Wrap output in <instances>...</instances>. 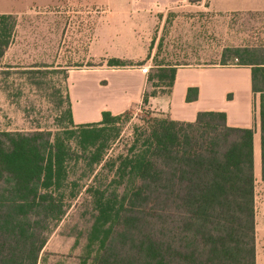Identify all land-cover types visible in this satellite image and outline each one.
<instances>
[{
  "label": "trees",
  "instance_id": "obj_1",
  "mask_svg": "<svg viewBox=\"0 0 264 264\" xmlns=\"http://www.w3.org/2000/svg\"><path fill=\"white\" fill-rule=\"evenodd\" d=\"M14 27L15 16L1 13L0 59ZM227 57L249 68L258 93L264 180V55L226 48L220 64ZM155 69L143 104L170 93L176 67ZM65 117L67 126L55 134L0 131V264H37L66 200L76 196L75 183L65 192L79 157L91 173L95 165L113 169L106 183L96 172L84 188L91 221L80 264H254L251 128L228 126L222 111H198L193 121L148 117L135 128L129 153L109 162L105 152L118 135L111 125L119 114L103 110L98 121L73 124L67 104Z\"/></svg>",
  "mask_w": 264,
  "mask_h": 264
},
{
  "label": "rangeland",
  "instance_id": "obj_2",
  "mask_svg": "<svg viewBox=\"0 0 264 264\" xmlns=\"http://www.w3.org/2000/svg\"><path fill=\"white\" fill-rule=\"evenodd\" d=\"M17 2L20 11L13 14L11 41L0 59V131L55 134L67 126V104L73 124L98 121L92 120L97 110H108L119 114L111 125L118 135L109 140L105 152L109 162L129 153L135 128L144 119L165 117V94L141 102V95L152 90L149 77L157 64L176 69L238 68L242 66L231 57L220 64L223 49L250 47L264 55L263 12L217 13L207 7V0H181L164 7L165 0ZM113 58L119 64H109ZM142 66L146 73L138 71ZM124 106L120 112L110 110ZM77 159L70 164L65 192L75 183L76 196L66 200L65 214L45 244L43 257L50 264H71L83 255L91 221L84 188L96 172L102 183L113 173L107 165H95L91 173L82 157ZM254 182L259 214L264 186L257 178ZM69 247L67 254H73L64 258L62 251Z\"/></svg>",
  "mask_w": 264,
  "mask_h": 264
},
{
  "label": "crops",
  "instance_id": "obj_3",
  "mask_svg": "<svg viewBox=\"0 0 264 264\" xmlns=\"http://www.w3.org/2000/svg\"><path fill=\"white\" fill-rule=\"evenodd\" d=\"M181 0H165L164 7L171 2ZM201 0L199 3H202ZM17 0H0V14H14L20 10ZM207 7L217 13L263 12L264 0H207ZM195 88V92L193 90ZM190 89V100H186L187 90ZM194 95V96H193ZM164 116L173 120L193 121L198 111H222L228 126L252 129V164L253 177L264 186L260 178V132L258 118V93H253L250 87V70L242 67H221L207 69H176L169 95H166ZM155 97V96H154ZM126 106L114 107L110 110L120 112ZM92 120L100 118V109ZM76 120V119H75ZM86 119L75 122H85ZM254 264H264V197L263 205L259 201V214L256 210V184L254 182ZM48 239V238H47ZM46 239V242H47ZM45 242V244H46ZM74 240H72V244ZM45 244L42 247L37 264H50L44 258ZM62 251L65 258L67 252ZM73 250V249H71ZM53 254V253H50ZM61 254V253H60ZM69 254H73L72 252ZM67 254V255H69ZM44 256V257H43ZM49 253L47 254V257ZM78 256L77 262L80 264ZM46 261V262H45ZM60 264H65L61 262Z\"/></svg>",
  "mask_w": 264,
  "mask_h": 264
},
{
  "label": "built area",
  "instance_id": "obj_4",
  "mask_svg": "<svg viewBox=\"0 0 264 264\" xmlns=\"http://www.w3.org/2000/svg\"><path fill=\"white\" fill-rule=\"evenodd\" d=\"M138 71L141 72V73H146L147 71V68L146 67H138Z\"/></svg>",
  "mask_w": 264,
  "mask_h": 264
}]
</instances>
